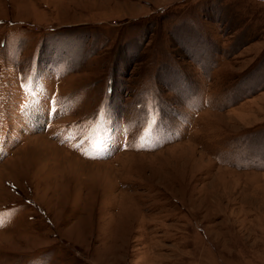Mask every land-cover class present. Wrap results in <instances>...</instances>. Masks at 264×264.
Instances as JSON below:
<instances>
[{"label":"rangeland","instance_id":"obj_1","mask_svg":"<svg viewBox=\"0 0 264 264\" xmlns=\"http://www.w3.org/2000/svg\"><path fill=\"white\" fill-rule=\"evenodd\" d=\"M0 264H264V0H0Z\"/></svg>","mask_w":264,"mask_h":264}]
</instances>
